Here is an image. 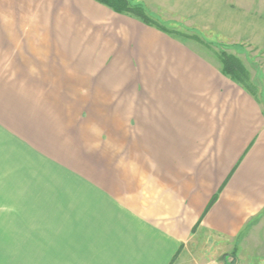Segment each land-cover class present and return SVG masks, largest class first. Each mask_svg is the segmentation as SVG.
<instances>
[{"label":"crops","instance_id":"crops-1","mask_svg":"<svg viewBox=\"0 0 264 264\" xmlns=\"http://www.w3.org/2000/svg\"><path fill=\"white\" fill-rule=\"evenodd\" d=\"M263 215L255 95L97 0H0V264L31 228L42 264H238Z\"/></svg>","mask_w":264,"mask_h":264},{"label":"rangeland","instance_id":"rangeland-1","mask_svg":"<svg viewBox=\"0 0 264 264\" xmlns=\"http://www.w3.org/2000/svg\"><path fill=\"white\" fill-rule=\"evenodd\" d=\"M129 2L143 5L151 21L171 30L173 33L171 36L191 46L220 68L223 64L221 51L240 59L248 71L247 89L259 99L264 108V0L260 1L262 5L258 7L259 0H129ZM39 205L40 210H45L44 213L34 215L35 223L57 220V215H49L46 212L47 204L42 202ZM260 219L253 221L243 233L242 238L244 236L247 238L246 244H249L250 238L255 242L264 238V215ZM260 225L263 230L258 231ZM49 233L38 228L19 229L18 244L3 240L1 264H42L41 261H36L38 258L35 255L40 240L47 239ZM244 248L239 252L242 257L240 256L238 264H264V261H261L264 259V247L246 245ZM225 249L212 252L208 246L201 248L196 254L203 260L206 256L211 260L217 259L215 256L220 257V260L223 257L225 264H229L235 254L229 246ZM203 250L206 254L201 253ZM13 258H17V261H13Z\"/></svg>","mask_w":264,"mask_h":264},{"label":"trees","instance_id":"trees-1","mask_svg":"<svg viewBox=\"0 0 264 264\" xmlns=\"http://www.w3.org/2000/svg\"><path fill=\"white\" fill-rule=\"evenodd\" d=\"M115 11L119 13H124L128 15L135 16L139 19H141L143 22L153 25L169 34H173L171 30H169L166 27H163L159 24H157L154 21H151L147 17V12L143 5L141 4H132L129 2V0H97ZM221 57H222V67L221 71L237 83L241 84L244 88L247 89V77H248V71L247 68L244 66V64L241 62L240 59H238L236 56L229 54L226 51H221ZM248 90V89H247ZM249 91V90H248ZM235 254V252H233ZM229 264H234V258Z\"/></svg>","mask_w":264,"mask_h":264}]
</instances>
